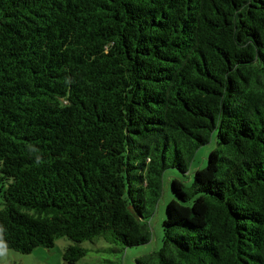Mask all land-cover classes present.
<instances>
[{
    "label": "trees",
    "instance_id": "1",
    "mask_svg": "<svg viewBox=\"0 0 264 264\" xmlns=\"http://www.w3.org/2000/svg\"><path fill=\"white\" fill-rule=\"evenodd\" d=\"M264 264V0H0V252Z\"/></svg>",
    "mask_w": 264,
    "mask_h": 264
},
{
    "label": "rangeland",
    "instance_id": "2",
    "mask_svg": "<svg viewBox=\"0 0 264 264\" xmlns=\"http://www.w3.org/2000/svg\"><path fill=\"white\" fill-rule=\"evenodd\" d=\"M215 146V138L213 137L207 145L198 148L193 157L187 160L188 172L186 174H182L173 169L166 170L163 173L161 197L158 204L154 207L153 216L147 222V227L150 232V241L144 246L127 249L121 257V264H135V257L145 256L160 249L163 233L162 222L165 219L166 206L173 198L169 186L170 180L176 178L182 181L185 186H189L192 183L194 173L205 167L207 158L214 150ZM71 244L69 239L59 238L55 241L52 248L47 249L38 247L29 254H21L14 250H5L0 252V264H64V249ZM82 246L86 248L88 252L80 262L95 264L103 259H113L111 253L95 251L96 247H108V245L104 244L102 241H97L96 245L85 242Z\"/></svg>",
    "mask_w": 264,
    "mask_h": 264
}]
</instances>
